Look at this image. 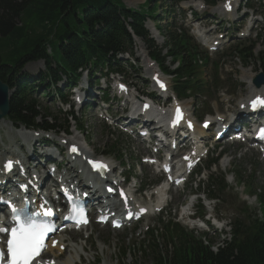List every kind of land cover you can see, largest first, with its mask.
<instances>
[{"label": "trees", "instance_id": "trees-1", "mask_svg": "<svg viewBox=\"0 0 264 264\" xmlns=\"http://www.w3.org/2000/svg\"><path fill=\"white\" fill-rule=\"evenodd\" d=\"M149 3L152 6L155 0ZM126 24L136 36L148 41L143 19L126 10L120 0H0V81L16 90L11 99V119L30 126L41 116L37 102L27 96L28 88L32 87L29 76L20 75L28 63L45 60L54 80L60 78V72L75 76L89 62L103 66L110 62L109 55L132 47V35ZM168 35L170 54L184 56L185 41L181 45L175 34ZM148 45L151 55L159 60V51L153 49V44ZM48 47L58 53V67L48 55ZM190 70L188 61L185 69L184 65L179 69ZM44 78L46 75L42 73L41 80L45 81ZM51 127L58 129L57 124ZM256 224L260 226L253 237L234 248L215 253L201 239L181 234L172 255L154 250L149 258L153 264H264V222L256 220Z\"/></svg>", "mask_w": 264, "mask_h": 264}, {"label": "rangeland", "instance_id": "rangeland-1", "mask_svg": "<svg viewBox=\"0 0 264 264\" xmlns=\"http://www.w3.org/2000/svg\"><path fill=\"white\" fill-rule=\"evenodd\" d=\"M145 1H147V0H145ZM145 1L144 0H136V1L135 0H120V3L126 7H131L134 9H142L144 11H147L146 8L144 7V5H142L145 3ZM222 7L218 8V9H222ZM218 9H216V10H218ZM159 12H161L160 9H159ZM170 23L171 22L167 21V25H170ZM165 24L162 26L163 28L165 26H167ZM157 39L160 40V43H162L161 36H159V38H157ZM260 50H261V46L258 47V51H260ZM141 58H143V57H139V59H141ZM234 62L236 65H238L237 68H239V67L241 68L244 65L243 62L239 59L237 61L227 59V60H224L221 62V66H222V64H227V67L225 69L224 65H223V67L221 68L224 87H223V89H221V93L216 94V96L214 98V99H217L218 101L213 106L210 107V109L215 111V115H216L217 110L226 112L229 109V107H231V109H235V107L237 106V102L239 100H241L245 94V91L247 88L245 86H240L239 89H236V88L233 89L234 88L233 84H234V81H236V78L233 77V80H230V81L227 80L228 75L225 73V71H230V70L236 71ZM142 66H144V65L142 64ZM154 67H155V65H154ZM44 68H45L44 64L39 62L37 64L29 65L26 68V72L31 73L32 77H36L39 72L44 70ZM224 69H225V71H224ZM237 71H238V69H237ZM246 72H245V74H246ZM153 73H154V71H153ZM153 73H151V74H153ZM151 74L147 77V79L151 78ZM239 74H240V72H239ZM201 78L203 80H205V82H209V83L211 82L209 77H208V71H207V73L203 74L201 76ZM131 81H134V83L138 87H140L141 89H145V91L149 90V88L147 89L145 87L144 88L142 87V82L144 83L145 80L140 81V80L132 78ZM169 83L172 85V82L170 80H169ZM226 93L228 95H233V96L232 97L226 96ZM41 106L44 109H48L49 112L54 116L58 115L57 112L60 111L59 107H57L56 105H54L52 103H49V101H47L46 99L41 101ZM186 106H188V110H189L188 113L190 112L189 114L193 115L194 110L196 108L195 102H188V103H186ZM112 114H115V113L112 112ZM77 115L79 116V118H82L80 112H77ZM102 116H106L105 110L102 112H96L93 115H91L90 112H88L86 115H84L83 121H84V124L86 125V128H87V130H86L87 135H81L82 143H83L84 136H87V138L89 139V141L91 143L90 150L94 153H97L100 157L102 156V155H100L101 153L108 150L110 147H112L115 144H117L116 148L119 150L124 151L125 148L131 150L132 149V143L128 139V136L123 134L121 131L117 130L114 126L108 127L107 124H105V122L101 119ZM215 118H216V116H215ZM204 119H206V116L201 121H203ZM108 121H109V119H108ZM201 121H198V122L200 123ZM8 125L10 126L9 122H8ZM138 148L140 150L139 146H138ZM222 149L223 148H220V151ZM234 149H237V146H235L233 148L230 147L229 151L226 153L227 156H225V157H229L230 162L229 161H227V163L221 162L223 160L222 159L221 161H219L218 166L215 168V170L213 172H217L219 174L228 173L227 174V181L229 180V183H231V186H233L234 188H235V185L237 184V182L234 178V175H231L229 173L233 172V171L244 172L245 173L244 174L245 178L243 180L244 183L246 185H252L253 184L252 189H251L252 191H249L251 194H253V196L246 195L245 193L241 192L238 188L237 190H235L234 201H235V203H246L247 205L248 204L255 205L256 204V198L254 195H258V196L263 195L264 196V165H262L260 162H258V160H257V162H255V160H256L255 155L245 153V151H237ZM214 157H215V155H214ZM139 170H141V167L139 168ZM254 172H256V175L254 176L253 180H248L247 176L254 173ZM146 174H147V176H149L148 173L144 172V175H146ZM219 174L216 175V177H218ZM197 188H198V186H196V185L193 186V190H196ZM184 203L185 202L182 201V204H184ZM164 217H165L166 221L169 220V218H173V217H176V219H177L176 221H181V218L178 217V213H177V210L175 208H171L167 212V214L164 215ZM139 224L140 223H137V225H139ZM153 225L154 226L156 225V221ZM134 227H136V224H133L132 228H134ZM142 231H143L142 236L139 237V239H137V238H135V234L130 236V234H128V233L127 234H118L117 233V235H116V234H111L106 229L99 230V231L94 230V231H92L93 237L90 238L89 242H87L86 244H85V242L80 243L78 241L74 245L68 243V244H70V247L67 248V253L61 259L62 260L65 259V261L67 259H70V258L72 259L73 257L76 259L77 255H74V251H75L74 249L76 248L77 250H79L78 247L83 246L85 252L82 251V253L81 252L79 253L80 256L82 255L81 256L82 257L81 258L82 264H97V262L99 260L102 262L101 264H121L122 262L135 264L137 260L139 261V264H151L152 260L148 261L147 259H143V258L139 259V257L137 256V253L139 251L138 250L139 246H137L138 242L140 241L141 238H144V240H146L148 237L147 234H144V229H142ZM88 234H91V231ZM217 237L219 239H221V240L217 239V241L220 243V241H222L224 236H222L221 234L218 233ZM81 238L85 239V236L84 237L81 236ZM212 240H214V239H212ZM104 244L106 245L105 249H101V247ZM75 245H77V246H75ZM128 251L130 253H128ZM123 252H126V254H123ZM55 255H57V254H55ZM77 260L79 262V259H77ZM77 260H76V262H77ZM57 262L59 263V261H57ZM60 264H62V263H60Z\"/></svg>", "mask_w": 264, "mask_h": 264}, {"label": "snow or ice", "instance_id": "snow-or-ice-1", "mask_svg": "<svg viewBox=\"0 0 264 264\" xmlns=\"http://www.w3.org/2000/svg\"><path fill=\"white\" fill-rule=\"evenodd\" d=\"M161 87H164L161 84ZM264 105V99L257 98L253 101V108L257 104ZM180 110L177 109V118L181 117ZM261 137L264 138V129L261 130ZM73 151H76L73 148ZM12 162L9 161L6 165L11 169ZM98 171L106 170V165L95 164L93 165ZM78 209L73 208V213H78ZM13 220L17 223V227L12 228L10 232V239L8 240L7 251L9 254V264H31V261L39 256L40 252L45 248V238L48 233L55 231L50 224H37L33 221L23 222L20 219L21 213L15 207H12ZM48 215H51L49 212ZM71 218V217H69ZM86 223V219L84 220ZM0 231H8L7 229H0ZM3 259L2 253H0V260Z\"/></svg>", "mask_w": 264, "mask_h": 264}, {"label": "bare ground", "instance_id": "bare-ground-1", "mask_svg": "<svg viewBox=\"0 0 264 264\" xmlns=\"http://www.w3.org/2000/svg\"><path fill=\"white\" fill-rule=\"evenodd\" d=\"M136 1V0H135ZM191 3H193V2H191ZM188 7V5L187 6H185V8H187ZM222 11L223 12H225L224 11V9H223V7H222ZM154 37H157V38H159V35L157 34V33H155V35H154ZM215 42H213V44H214ZM246 77H247V79L249 80V81H252V77H253V74H251V73H249V71H247L246 72ZM262 89H264V87L263 88H261V89H255V90H251V93L249 94V96H251V95H253V94H257L258 93V91H260V90H262ZM245 102L243 101V102H241L240 103V106L242 105V104H244ZM189 111V110H188ZM240 112H242V111H240ZM190 113V112H189ZM242 113H244V112H242ZM1 124L2 125H8V122L6 121V120H3L2 122H1ZM9 126V125H8ZM201 133V132H203V130H201L200 128L198 129V132H197V134L198 133ZM85 151V150H84ZM85 153L86 154H90L88 151H85ZM91 155V154H90ZM197 158V157H196ZM81 169H83V173H86V169H85V167H81ZM64 243H65V241L63 240V239H60V241H59V243H58V245L55 247V248H53V247H50L49 248V250L51 251V252H53V253H55V251H57L58 250V252H59V250H60V245H62L63 247H64ZM75 251H74V255H79V253H80V250H77V249H74ZM57 264H60V263H58L57 262ZM62 264H77V262H76V259L73 257L72 259L70 258V259H67L66 261H64Z\"/></svg>", "mask_w": 264, "mask_h": 264}, {"label": "water", "instance_id": "water-1", "mask_svg": "<svg viewBox=\"0 0 264 264\" xmlns=\"http://www.w3.org/2000/svg\"><path fill=\"white\" fill-rule=\"evenodd\" d=\"M9 113V88L0 82V120Z\"/></svg>", "mask_w": 264, "mask_h": 264}]
</instances>
